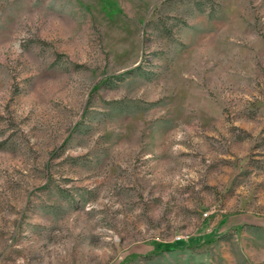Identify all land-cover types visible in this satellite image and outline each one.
<instances>
[{
    "label": "rangeland",
    "instance_id": "1",
    "mask_svg": "<svg viewBox=\"0 0 264 264\" xmlns=\"http://www.w3.org/2000/svg\"><path fill=\"white\" fill-rule=\"evenodd\" d=\"M0 264H264V0H0Z\"/></svg>",
    "mask_w": 264,
    "mask_h": 264
}]
</instances>
